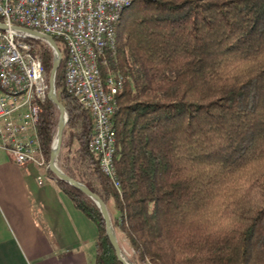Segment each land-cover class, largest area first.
<instances>
[{"label":"trees","instance_id":"1","mask_svg":"<svg viewBox=\"0 0 264 264\" xmlns=\"http://www.w3.org/2000/svg\"><path fill=\"white\" fill-rule=\"evenodd\" d=\"M53 39L62 53L54 84L67 113L63 134L77 143L63 171L108 212L111 204L128 260L264 264V0H131L123 9L114 48L97 60L103 79L122 78L111 119L119 190L88 149L93 119L66 92V49ZM29 41L48 85L52 49ZM58 115L48 98L40 103L47 162ZM54 179L96 225L95 264H122L95 202Z\"/></svg>","mask_w":264,"mask_h":264},{"label":"built area","instance_id":"2","mask_svg":"<svg viewBox=\"0 0 264 264\" xmlns=\"http://www.w3.org/2000/svg\"><path fill=\"white\" fill-rule=\"evenodd\" d=\"M131 0H0V149L18 165L47 169L40 147V103L48 85L32 38L12 26L58 37L66 49L64 87L89 112L93 129L88 149L102 174L119 190L114 166L112 116L122 78L100 75L97 60L115 45V25ZM29 39V40H28Z\"/></svg>","mask_w":264,"mask_h":264},{"label":"crops","instance_id":"3","mask_svg":"<svg viewBox=\"0 0 264 264\" xmlns=\"http://www.w3.org/2000/svg\"><path fill=\"white\" fill-rule=\"evenodd\" d=\"M38 169L0 149V264H95V223Z\"/></svg>","mask_w":264,"mask_h":264},{"label":"water","instance_id":"4","mask_svg":"<svg viewBox=\"0 0 264 264\" xmlns=\"http://www.w3.org/2000/svg\"><path fill=\"white\" fill-rule=\"evenodd\" d=\"M7 26L3 23H0V29L4 30L6 29ZM11 29L24 34L28 38L40 40L44 43H46L53 52L54 58H53V63L52 67L49 73V79H48V91H47V98L54 104V106L58 109L59 115H58V121H57V129H56V134L55 138L52 142L51 146V152L48 160V165L47 169L54 175V177L62 180L63 182L79 189L82 191L85 195H87L89 198H91L95 204L98 206L101 215L103 217V220L105 222V231L108 236V239L111 243V245L114 248L115 255L117 259L122 263V264H133L131 263L127 257L124 255L123 250L121 249L115 231L112 227L110 215L108 212V209L104 203V201L93 191H91L85 184H83L80 181H77L70 176H68L63 170L57 167L56 165V159L57 156L60 152L61 149V144H62V139H63V131L64 127L67 121V113L64 108V106L60 103L57 94H56V89H55V75L57 72V69L61 63L62 59V53L58 48V45L54 41L53 37L50 35H46L43 33H40L38 31H34L31 29H27L24 27H19V26H12Z\"/></svg>","mask_w":264,"mask_h":264},{"label":"rangeland","instance_id":"5","mask_svg":"<svg viewBox=\"0 0 264 264\" xmlns=\"http://www.w3.org/2000/svg\"><path fill=\"white\" fill-rule=\"evenodd\" d=\"M107 74L109 75L110 72H108ZM69 145H71V146H69ZM51 146H52V144H51ZM76 146H77L76 141H73V143L70 144L69 143L68 134L67 133L63 134L61 149H60V152H59V154L57 156V159H56V165H57L58 168H60L61 170H64V168H65V166L67 164V161L69 160L70 155L73 153V151L75 150ZM38 168H39L38 170H39V172L41 174L39 179L42 180V176L46 175L44 173V170H43L45 168H43V167H38ZM108 206H109L108 207L109 208V212L113 213V209H112V206H111L110 203H108ZM119 240H120L121 248L123 250L124 255L127 257V259L130 258L131 257V253H130V250H129L126 242L123 239H121V238H119Z\"/></svg>","mask_w":264,"mask_h":264}]
</instances>
